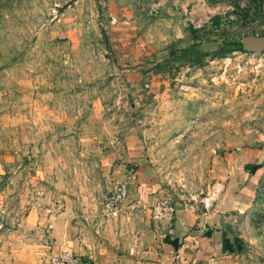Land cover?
Instances as JSON below:
<instances>
[{"label":"rangeland","instance_id":"1","mask_svg":"<svg viewBox=\"0 0 264 264\" xmlns=\"http://www.w3.org/2000/svg\"><path fill=\"white\" fill-rule=\"evenodd\" d=\"M248 36L264 0H0V264L63 250L53 231L124 246L125 201L106 207L122 172L199 212L253 150L225 264H264V46Z\"/></svg>","mask_w":264,"mask_h":264},{"label":"crops","instance_id":"2","mask_svg":"<svg viewBox=\"0 0 264 264\" xmlns=\"http://www.w3.org/2000/svg\"><path fill=\"white\" fill-rule=\"evenodd\" d=\"M259 153L260 151L255 150L246 151L244 154L249 158L242 163H257L261 156ZM243 164L238 174L234 172L237 166L229 163V185L224 188L225 185L218 183L214 188L216 193L213 194L211 190L212 197H208L205 208L201 211L174 208L173 212L158 213L159 215L154 211L160 200L157 197L161 190L157 185L152 184L150 178L144 179L147 184L140 185L144 170L122 172V175H130L128 197L124 202L127 212L125 221L130 234L129 241L124 246L116 244L114 248L102 246L96 249V246L86 243L88 238H83L84 244H80V239L63 236L61 231L57 232L59 235L53 231L50 240L56 237V249L61 247L72 251L86 259L83 264H225L231 257L228 252L233 247L237 251L234 236L225 225L232 224L230 214L242 209V205L250 198L256 171L259 170V167H255L254 171L253 168L246 169ZM223 188L225 190L221 192ZM232 229L234 230L233 226ZM43 253V249L27 250L18 254L13 263L48 264L50 255L41 257L40 254Z\"/></svg>","mask_w":264,"mask_h":264},{"label":"built area","instance_id":"3","mask_svg":"<svg viewBox=\"0 0 264 264\" xmlns=\"http://www.w3.org/2000/svg\"><path fill=\"white\" fill-rule=\"evenodd\" d=\"M130 175L123 174L117 184V188L113 195L107 199L106 207L109 210H116L117 204L125 201L128 197V181ZM191 207V206H190ZM190 207L184 208L189 210ZM156 214L164 212H173L174 208L168 203L167 200L160 199L154 207ZM159 215V214H158ZM48 264H83L80 257L70 250L63 249L57 252H53L48 257Z\"/></svg>","mask_w":264,"mask_h":264},{"label":"water","instance_id":"4","mask_svg":"<svg viewBox=\"0 0 264 264\" xmlns=\"http://www.w3.org/2000/svg\"><path fill=\"white\" fill-rule=\"evenodd\" d=\"M264 46V37H252L248 36L242 39V47L246 51H256L261 49ZM225 228L232 234L233 229L230 224H226ZM234 244L236 246L237 251H241V241L238 236H234L233 238Z\"/></svg>","mask_w":264,"mask_h":264},{"label":"trees","instance_id":"5","mask_svg":"<svg viewBox=\"0 0 264 264\" xmlns=\"http://www.w3.org/2000/svg\"><path fill=\"white\" fill-rule=\"evenodd\" d=\"M254 167H257V166H255V164H252V163H250V164H246V165H245V168H246V169L254 168Z\"/></svg>","mask_w":264,"mask_h":264}]
</instances>
